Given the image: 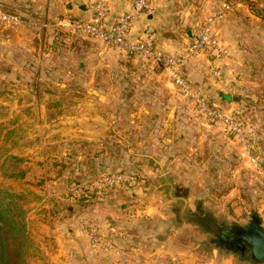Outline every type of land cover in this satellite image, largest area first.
<instances>
[{"label":"rangeland","instance_id":"1","mask_svg":"<svg viewBox=\"0 0 264 264\" xmlns=\"http://www.w3.org/2000/svg\"><path fill=\"white\" fill-rule=\"evenodd\" d=\"M205 1L153 2L157 30L184 37L182 49H159L185 52ZM228 1L224 19L238 21L237 2H249ZM59 5L54 13L49 0H0V14L24 20H0V189L23 213L27 244L57 227L80 230L102 264H256L213 241L217 227L254 214L264 225V57L237 59L242 26L230 57L205 50L180 68L208 105L240 118L237 135L162 65L58 24L87 16Z\"/></svg>","mask_w":264,"mask_h":264},{"label":"built area","instance_id":"2","mask_svg":"<svg viewBox=\"0 0 264 264\" xmlns=\"http://www.w3.org/2000/svg\"><path fill=\"white\" fill-rule=\"evenodd\" d=\"M254 0H248L253 2ZM130 8L120 15L111 16L109 0H95L89 5V14L80 18H65L60 20L58 24H67L74 30L85 33L103 43L109 44L115 48H120L127 54L137 55L152 62L162 65L168 74L173 78L175 83L182 88L192 99L212 117H216L219 121L228 126L229 130L240 135L243 133L240 118L235 115H229L221 112L219 109L212 107L198 95L193 89L189 80L180 70L190 56L210 50L218 57H230L231 49L224 44L219 36V24L235 8V3L228 0H209L210 15L195 33L192 41L187 46L185 52H167L159 49L155 45L156 28L150 22H146L139 39L131 37V30L135 23L142 17H149L154 14V6L152 0H129ZM0 20L4 23L13 25L24 22L23 18L18 14L2 13ZM218 68L216 74L221 73ZM118 180H123L119 176ZM129 179V178H127ZM135 182V178L132 180ZM111 235H120V231L116 227H110ZM92 238L97 243L111 244L110 239H105L92 231Z\"/></svg>","mask_w":264,"mask_h":264},{"label":"crops","instance_id":"3","mask_svg":"<svg viewBox=\"0 0 264 264\" xmlns=\"http://www.w3.org/2000/svg\"><path fill=\"white\" fill-rule=\"evenodd\" d=\"M64 2L66 10L69 14L75 16L84 15L88 13V7L84 6V1L87 0H49L50 8L54 10V13L59 10L60 2ZM153 2L156 0H152ZM83 2V3H82ZM111 9V16L116 17L121 13L127 11L130 8L129 0H109ZM237 5H242L241 11L243 16L238 21L230 22V19H224L219 24L218 36L221 41H224L221 37L225 32V43L234 48L235 51L240 48L234 39H239V34L236 29L238 26H242V32L240 34L242 40V50L236 51L237 59H239L240 51L242 57L246 56H263L264 57V0H256L255 7L251 6V3L237 2ZM204 6L206 7V16L209 14V1L206 0ZM254 9L258 10V13ZM68 10V11H67ZM63 12V9L62 11ZM262 12V13H261ZM55 18H57L55 16ZM158 14L150 15L149 17H142L135 23L131 30V37L133 39H139L142 36L143 29L146 22L150 21L153 25L156 22H160ZM205 19V20H206ZM56 20V21H55ZM58 19H54L53 22L57 24ZM165 20V19H164ZM204 20V21H205ZM203 20L195 23L196 29H198L203 23ZM52 22V21H49ZM166 27V23L161 21ZM156 28V27H155ZM170 28H164L157 30L156 28V40L155 45L157 47L179 50L183 48V35L175 34L174 31H169ZM194 32H191V38ZM228 33V34H227ZM106 44V43H104ZM109 46V44H106ZM111 46V45H110ZM203 52V51H202ZM130 56H134L130 54ZM246 59V58H245ZM233 62L234 67L236 64ZM33 228V227H32ZM38 230L48 232L49 229L45 225H38ZM69 235H64L63 231L59 228L52 229L50 237H46L41 234H36L34 239L30 240L26 250V264H102L101 254L94 252V249L89 245L90 243L83 239L80 230H69ZM105 263V261H104Z\"/></svg>","mask_w":264,"mask_h":264},{"label":"trees","instance_id":"4","mask_svg":"<svg viewBox=\"0 0 264 264\" xmlns=\"http://www.w3.org/2000/svg\"><path fill=\"white\" fill-rule=\"evenodd\" d=\"M14 195L0 189V264H26L25 223Z\"/></svg>","mask_w":264,"mask_h":264},{"label":"water","instance_id":"5","mask_svg":"<svg viewBox=\"0 0 264 264\" xmlns=\"http://www.w3.org/2000/svg\"><path fill=\"white\" fill-rule=\"evenodd\" d=\"M217 230V238L213 241L220 248L242 255L250 249L249 260L264 264V225L260 216L254 214L246 225H221Z\"/></svg>","mask_w":264,"mask_h":264},{"label":"flooded vegetation","instance_id":"6","mask_svg":"<svg viewBox=\"0 0 264 264\" xmlns=\"http://www.w3.org/2000/svg\"><path fill=\"white\" fill-rule=\"evenodd\" d=\"M202 220H205V216H201ZM209 233H213L215 232L216 229V225L213 226V223H210V227L206 228ZM238 255L242 258V259H248L249 255H250V249L246 250L245 255H242L241 253H238Z\"/></svg>","mask_w":264,"mask_h":264}]
</instances>
